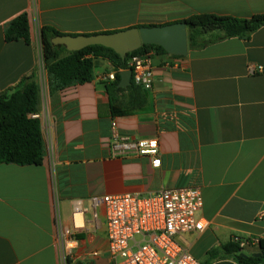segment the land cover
I'll use <instances>...</instances> for the list:
<instances>
[{"label":"crops","instance_id":"0c3cea01","mask_svg":"<svg viewBox=\"0 0 264 264\" xmlns=\"http://www.w3.org/2000/svg\"><path fill=\"white\" fill-rule=\"evenodd\" d=\"M22 14L30 43L6 42L7 26ZM202 14L250 19L264 15V0H0V92L37 73L45 147L40 166L0 165V264H64L57 226L73 232L78 208L82 228L68 264H111L105 208L95 218L91 197L162 188L202 191L206 228L178 238L200 264H238L210 253L221 255L235 237L264 238V73H249L264 66V27L249 40L215 41L186 57L152 53L153 87L127 115L112 110L107 77L117 71L109 61L96 60L92 82L55 91L44 66L43 27L93 35ZM127 89L117 94L118 110L138 103ZM112 122L124 136L156 138L161 166L146 156L114 158Z\"/></svg>","mask_w":264,"mask_h":264},{"label":"trees","instance_id":"16d2710c","mask_svg":"<svg viewBox=\"0 0 264 264\" xmlns=\"http://www.w3.org/2000/svg\"><path fill=\"white\" fill-rule=\"evenodd\" d=\"M182 22L187 24L188 48L192 50L229 38L249 40L256 31L264 27V15H256L250 19H239L202 14L194 15ZM214 32H219L221 35L210 41L203 39L205 35ZM59 35L63 34L51 27H43L41 30L44 66L49 75L51 89L54 91L64 90L73 85L92 82L96 60H107L117 71L115 80L108 81L106 85L112 110L117 115L130 114L144 104V89L136 86L132 79V84L127 90L130 92L132 100L138 101L137 105L128 103L125 110H118L115 107L117 94L125 91L119 87L120 73L128 69L129 60L133 56L152 53L168 55L162 47L155 45H144L141 49L128 54L125 62L114 50L103 46L88 47L70 53L64 47L54 46L51 43V40ZM5 39L8 43L17 41L30 43V24L27 14L18 16L7 26ZM39 100L40 87L36 72L23 78L8 93L0 92V165H42L45 147L41 121L37 116ZM249 247H256L257 249L254 252H247L246 249ZM221 251V255L217 251L210 253V255L223 258L232 257L238 264H264V238L254 244L251 240L235 237L223 245ZM256 254H261V256L254 257Z\"/></svg>","mask_w":264,"mask_h":264},{"label":"built area","instance_id":"2783aa9c","mask_svg":"<svg viewBox=\"0 0 264 264\" xmlns=\"http://www.w3.org/2000/svg\"><path fill=\"white\" fill-rule=\"evenodd\" d=\"M151 55L133 56L128 62L127 70H132L133 82L144 90L153 87ZM249 73L262 74L264 66H250ZM107 80L114 81L115 74L109 75ZM110 149L114 158L146 156L154 168H159L162 163L160 143L156 138L124 136L116 122H112ZM90 201L95 218L97 208L101 205L105 208L111 264H200L178 241L181 236L202 232L206 228L199 216L204 207L200 189L162 188L145 195L94 196ZM83 214L82 209L75 210L73 232L58 222L57 240L64 264L75 261L73 239L82 228Z\"/></svg>","mask_w":264,"mask_h":264},{"label":"water","instance_id":"95a60500","mask_svg":"<svg viewBox=\"0 0 264 264\" xmlns=\"http://www.w3.org/2000/svg\"><path fill=\"white\" fill-rule=\"evenodd\" d=\"M54 46L64 47L68 52H78L88 47L103 46L114 50L125 62L127 55L144 45L162 47L167 54L176 57L188 55V28L185 22H177L162 26L134 27L118 32L93 35H59L51 40ZM120 88H128L132 84V70L120 73ZM256 254L254 257H260Z\"/></svg>","mask_w":264,"mask_h":264}]
</instances>
